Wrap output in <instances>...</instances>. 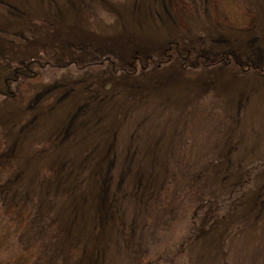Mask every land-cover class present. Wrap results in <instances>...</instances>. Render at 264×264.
Returning <instances> with one entry per match:
<instances>
[{
    "label": "rangeland",
    "instance_id": "rangeland-1",
    "mask_svg": "<svg viewBox=\"0 0 264 264\" xmlns=\"http://www.w3.org/2000/svg\"><path fill=\"white\" fill-rule=\"evenodd\" d=\"M6 1L0 0L1 56L16 58L4 49L16 44L7 37L11 30L40 49L64 43L71 58L52 65L48 57L51 66L15 99L0 96V139L20 157L28 155L29 142H61L43 160L59 170H73L79 160L88 171L99 163V181L89 189L97 194L101 223L93 249L102 256L89 264H134L145 255L164 264H264V200L256 217H247L264 174L242 184V173L264 160V0H254L253 20L243 28L214 19L209 0ZM27 15L37 32L17 29ZM51 22L66 29V39ZM188 37L201 52L180 66L172 53L160 68L145 61L136 67L124 46L135 38L166 46L170 38ZM87 42L100 44L119 68L95 65L98 52ZM76 43L84 44L83 58L71 50ZM217 49H227L228 66L215 65ZM156 73L163 82L154 96L140 95L139 79L153 82ZM77 85L90 93L86 99L74 94ZM32 171L21 190L37 179ZM207 199L215 207L184 244L193 210ZM79 207L86 233L90 210ZM238 219L243 231L234 228Z\"/></svg>",
    "mask_w": 264,
    "mask_h": 264
},
{
    "label": "trees",
    "instance_id": "trees-1",
    "mask_svg": "<svg viewBox=\"0 0 264 264\" xmlns=\"http://www.w3.org/2000/svg\"><path fill=\"white\" fill-rule=\"evenodd\" d=\"M6 2L12 6L14 5L10 0ZM241 7H243V10L246 9L245 16L238 14V11H242ZM254 9H256L254 0H209V11L212 12L213 18L221 19L225 24L236 28L246 27L252 22L253 18L250 13ZM30 17L31 15H27L24 19L19 20V24L16 26L17 29L29 30V28H35V32H37L39 26H32ZM27 21L29 22L26 23ZM48 23L50 22L48 21ZM48 23L43 22L42 26L45 24L49 26ZM51 23L55 24L54 22ZM55 25L50 29L54 30V34L64 35L61 41L66 39V29L64 27L60 28L57 24ZM7 32V37L15 41L16 44L12 45V49L8 48V45L4 46V49L16 58H5L0 55V96L5 101L15 99L18 89L23 84L38 79L41 70L51 66L48 64V57L52 65L64 61L67 57L71 58L70 50L62 46L65 45L64 43L54 45L49 49H40L36 44H32V38L23 39L18 35L15 36V33H12L11 30ZM24 34V36H27L29 32ZM74 42L79 41L74 40ZM184 42L185 44H183ZM195 42L191 37H188V39L170 38L166 46H156L153 42L146 43L139 38H135L134 40L125 41L124 46L129 47V58L136 67L145 61L160 68L161 61L162 63L163 61L166 62V59L171 57L172 53L176 56L175 60L178 61L175 63L176 66H180L186 57H199L201 52L199 46L202 47V45ZM87 44L89 43L87 42ZM89 45H85V47H91L93 53L98 52L97 57H99V60L95 62V65L109 64L113 72L119 68L117 60L108 59L107 53L103 54V48L100 44L93 45L92 43ZM82 49H84V44L80 45V43H76L71 48L72 51L78 53L76 57L83 58ZM227 49H224L223 52L222 49H217L218 52L213 55L217 61L215 65L228 66L224 61ZM78 50L81 51V54ZM160 50H163L162 54H160ZM41 55L42 57H40ZM164 57H166L165 60ZM78 61L80 60L75 61L76 64L81 63V61ZM143 68L141 67V71L143 70L142 73H145ZM230 71L235 77L236 75L231 68ZM251 72L252 74L255 73L256 77L260 74H256L254 71ZM148 79V77L139 79L142 82L140 83L141 86H143L139 90L140 95L153 97L156 93L153 91L154 87L163 80L158 73L154 74L153 82H149ZM75 90L74 94L78 95L81 100L90 95L89 92L84 91L78 85ZM111 129L113 127L110 126L109 131L106 133L107 136L103 139L105 142L111 135ZM75 139L80 144V136ZM61 144V142L51 141L42 142L40 145L38 141H32L27 145L28 155L20 157L16 146L10 150L7 147L5 149V139H0V264H89L90 261L97 259L99 255L102 256L99 254L98 248L93 249L95 238L101 232V223L99 213L95 210L96 206H93L97 194L89 189L90 184L94 187L96 182L99 181V163L89 171L83 169L84 166H82L80 160L73 170L68 167L59 170L44 164L43 160L49 158L54 150L59 149ZM35 168L39 173L36 174L37 179L29 188L21 190L23 184L31 179L30 176L34 172L32 170ZM259 172L264 174V160L248 168L246 173H242V176L244 175L242 183L245 184L244 187H247L249 178L254 173ZM70 195L72 203H66V197H70ZM252 196L253 205L247 216L251 220L261 210V202L264 200V187L262 191H257ZM86 204L90 210L91 219L88 218L86 221V233L84 230L82 233L83 214H79L78 211L80 209L79 205ZM223 204L222 201L221 205ZM213 207H215L214 202L207 199L193 210L186 235L182 237L184 244L193 240L202 226L199 218L203 219L206 212ZM241 220L243 219L234 221V228L243 231L244 228L240 224ZM114 226H116L115 222ZM134 264H164V262L160 257L145 255Z\"/></svg>",
    "mask_w": 264,
    "mask_h": 264
}]
</instances>
